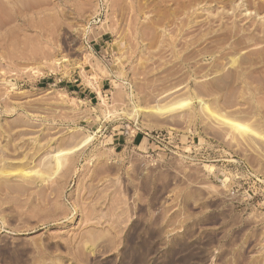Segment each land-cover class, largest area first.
<instances>
[{"label": "rangeland", "instance_id": "1", "mask_svg": "<svg viewBox=\"0 0 264 264\" xmlns=\"http://www.w3.org/2000/svg\"><path fill=\"white\" fill-rule=\"evenodd\" d=\"M0 264H264V0H0Z\"/></svg>", "mask_w": 264, "mask_h": 264}, {"label": "crops", "instance_id": "2", "mask_svg": "<svg viewBox=\"0 0 264 264\" xmlns=\"http://www.w3.org/2000/svg\"><path fill=\"white\" fill-rule=\"evenodd\" d=\"M145 138H147V137H146V136L141 137V138H140L141 142H143V140H144Z\"/></svg>", "mask_w": 264, "mask_h": 264}, {"label": "built area", "instance_id": "3", "mask_svg": "<svg viewBox=\"0 0 264 264\" xmlns=\"http://www.w3.org/2000/svg\"><path fill=\"white\" fill-rule=\"evenodd\" d=\"M157 138H158V136H157ZM156 141L158 142V140L156 139Z\"/></svg>", "mask_w": 264, "mask_h": 264}]
</instances>
